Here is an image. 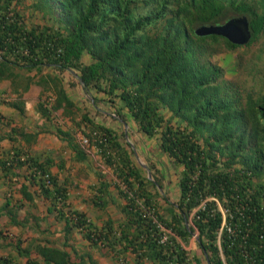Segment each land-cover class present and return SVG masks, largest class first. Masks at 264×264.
I'll use <instances>...</instances> for the list:
<instances>
[{
	"label": "trees",
	"instance_id": "obj_1",
	"mask_svg": "<svg viewBox=\"0 0 264 264\" xmlns=\"http://www.w3.org/2000/svg\"><path fill=\"white\" fill-rule=\"evenodd\" d=\"M24 1L0 0V81L16 78L18 69L72 72L87 94L95 93L94 105H112L124 123L132 119L140 132L159 137V149L182 167L180 197L162 213L160 180L146 178L117 131L89 114L82 117L90 126L83 135L114 169L127 202L121 229L112 223L94 229L84 213L65 210L68 190L49 173L51 160L14 150L0 152V167H27L61 218L93 245L116 255L131 251L138 264H192L178 238L188 244L196 233L209 264H264V96L227 80L214 61L218 46H243L196 34L201 26L245 17L252 40L244 47L251 46L264 32V0H34L32 11L47 24H29ZM55 89L54 111L64 102L69 110L76 107L61 87ZM77 148L79 158L89 156ZM50 256L54 264H67L62 251Z\"/></svg>",
	"mask_w": 264,
	"mask_h": 264
},
{
	"label": "crops",
	"instance_id": "obj_2",
	"mask_svg": "<svg viewBox=\"0 0 264 264\" xmlns=\"http://www.w3.org/2000/svg\"><path fill=\"white\" fill-rule=\"evenodd\" d=\"M83 62L91 63L88 55L83 57ZM50 67L45 66L41 72L18 69L16 78L0 81V91L12 96L10 102L0 103V152L19 150L25 157H34L40 162L51 160L47 166L49 173L68 190L65 210L84 213L94 229L102 230L110 223L115 229H121L126 223L127 202L118 187L120 182L114 169L102 159L79 158L77 151L78 138L84 136L74 125L84 115L80 116L78 111L84 109L85 99L79 96L82 83L76 86L73 79H61L53 67L48 73ZM56 85L77 109L69 110L65 102L61 110L52 109L57 100ZM90 100L93 108L100 109L94 105L93 98ZM42 107L50 114L45 115ZM166 113V118H171L172 114ZM94 121L105 125L99 118ZM122 122L123 119L117 121L120 125ZM127 124L143 156L151 159L161 174L160 158V163L157 161L161 156L159 137L151 138L140 132L132 119L128 118ZM83 125L90 129L89 125ZM179 178L173 183L175 195H180ZM149 188L155 193L152 186ZM53 250L66 253L67 264H138L137 255L131 251L116 255L108 247L93 245L80 229L61 218L52 199L30 177L27 167H0V260L14 264H54L50 256ZM143 264L159 263L146 260Z\"/></svg>",
	"mask_w": 264,
	"mask_h": 264
},
{
	"label": "rangeland",
	"instance_id": "obj_3",
	"mask_svg": "<svg viewBox=\"0 0 264 264\" xmlns=\"http://www.w3.org/2000/svg\"><path fill=\"white\" fill-rule=\"evenodd\" d=\"M34 0H25L21 6L23 16L26 17V20L29 24H47L41 17L38 12L32 11V4ZM250 3V1H248ZM251 4V3H250ZM218 53L214 58V61L218 63L225 69L226 75L225 78L229 81H232L238 84L243 91L246 93L251 91L254 94V97L258 98L259 96H264V32L261 34L260 39L254 44L248 47H242L235 51H227L224 46L217 47ZM48 73L56 71L49 68ZM59 73V72H58ZM61 79L69 78L75 81V85H80V82L74 78L72 72L67 71L60 73ZM75 86V87H76ZM81 88V87H80ZM80 97L85 99L83 103V110L80 111L79 115L82 116V113L89 114V116L94 119L101 121L107 126H111L117 131L121 143L131 152L132 158L137 166L141 169L143 175L146 178H149L154 183H158V179L161 181V208L162 213H166V210L171 204H177L179 201L180 195H175L173 189L174 181L177 182L178 177L182 171V167H179L173 163L167 154L161 151V156L157 157V161L161 166V174L157 165L152 162L148 157L143 156L141 149L136 145L139 144L133 140L132 130L126 126L127 123L118 124L117 116L115 109L112 105L101 103L99 104L100 109L93 108V103L90 99L93 98V94H87L81 88ZM7 93V92H5ZM9 94V93H8ZM11 96V95H10ZM94 99V98H93ZM164 115L167 116L166 110L163 111ZM78 115V116H79ZM79 121L78 118L74 121L75 128L80 134L89 132L85 127L84 122ZM123 123V122H122ZM81 124V125H80ZM127 132V135L126 133ZM83 136H81L82 138ZM80 138V139H81ZM78 138V140H80ZM79 142V141H78ZM80 143V142H79ZM82 150H84L93 160L99 161L103 159L102 156L94 151L91 144L90 146L82 147L79 144ZM87 149L90 153L87 152ZM160 158V161H159ZM166 176V177H165ZM161 177V178H160ZM169 203H167V201ZM171 203V204H170ZM193 212L190 214L189 222L187 226H193L192 218L194 216ZM169 237V236H167ZM178 240L184 245L186 250L189 252V256L192 264H209L206 255L202 252L198 244V234H194L190 239L188 244L183 243L180 238Z\"/></svg>",
	"mask_w": 264,
	"mask_h": 264
},
{
	"label": "water",
	"instance_id": "obj_4",
	"mask_svg": "<svg viewBox=\"0 0 264 264\" xmlns=\"http://www.w3.org/2000/svg\"><path fill=\"white\" fill-rule=\"evenodd\" d=\"M196 34L199 37L220 36L239 46H245L252 40L251 26L245 17L223 24L201 26L196 30ZM126 126L128 127V124Z\"/></svg>",
	"mask_w": 264,
	"mask_h": 264
},
{
	"label": "built area",
	"instance_id": "obj_5",
	"mask_svg": "<svg viewBox=\"0 0 264 264\" xmlns=\"http://www.w3.org/2000/svg\"><path fill=\"white\" fill-rule=\"evenodd\" d=\"M11 98H12V96H10V94L5 93L3 91H0V103H3V102L8 103V102L11 101ZM80 144H81L82 147H86V146L89 147L90 146L89 140L87 138H85L84 136L80 139ZM87 152L90 153V151L88 149H87ZM13 154L14 153H12V155ZM12 155H10L11 156L10 157L11 159H13ZM0 158H3V156H1ZM8 165H10V163ZM45 179H46L47 186L48 187H52V184H51V181L49 180V176L48 175L45 176ZM165 232L170 234V232L168 230H166V229H165ZM167 238L168 237L165 236L164 240H166Z\"/></svg>",
	"mask_w": 264,
	"mask_h": 264
}]
</instances>
